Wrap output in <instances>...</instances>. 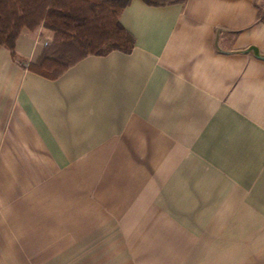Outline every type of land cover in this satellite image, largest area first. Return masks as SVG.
<instances>
[{
  "label": "crops",
  "instance_id": "crops-1",
  "mask_svg": "<svg viewBox=\"0 0 264 264\" xmlns=\"http://www.w3.org/2000/svg\"><path fill=\"white\" fill-rule=\"evenodd\" d=\"M259 9L130 0L132 50L55 79L0 45V264H264Z\"/></svg>",
  "mask_w": 264,
  "mask_h": 264
},
{
  "label": "trees",
  "instance_id": "trees-1",
  "mask_svg": "<svg viewBox=\"0 0 264 264\" xmlns=\"http://www.w3.org/2000/svg\"><path fill=\"white\" fill-rule=\"evenodd\" d=\"M164 5L185 0H142ZM130 0H0V45L10 56L34 73L49 79L59 77L68 67L87 55H105L117 50L129 53L133 36L119 21ZM264 23V9L258 11ZM41 25L54 33L53 41L31 62L19 59L15 42L22 28Z\"/></svg>",
  "mask_w": 264,
  "mask_h": 264
},
{
  "label": "rangeland",
  "instance_id": "rangeland-1",
  "mask_svg": "<svg viewBox=\"0 0 264 264\" xmlns=\"http://www.w3.org/2000/svg\"><path fill=\"white\" fill-rule=\"evenodd\" d=\"M39 28H44V27H42L41 25H39V26H37L36 28H34V29H32V30L27 29V28H22L20 32L25 31V30H28V31H34V30H35V31H37ZM44 29H45V28H44ZM46 30H48V29H46Z\"/></svg>",
  "mask_w": 264,
  "mask_h": 264
}]
</instances>
